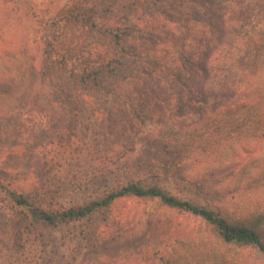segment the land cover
Listing matches in <instances>:
<instances>
[{"label":"rangeland","instance_id":"obj_1","mask_svg":"<svg viewBox=\"0 0 264 264\" xmlns=\"http://www.w3.org/2000/svg\"><path fill=\"white\" fill-rule=\"evenodd\" d=\"M88 1L106 7L123 31L124 50L98 32L78 31V44L87 42L92 51L107 52L119 62L118 75L99 87L73 85L68 71L78 68L75 63L42 71L44 42L59 33L51 22L72 0H0V178L19 192L35 194L43 206L57 208L148 176L183 199L240 217L241 198L215 191L212 179L195 180L186 168L161 175L148 168L150 157L166 150L150 140L155 131L178 119L201 117L171 106L177 96L168 95L176 73L191 76L174 58L181 53L195 62L210 27L189 37L183 48L164 33L166 27L183 24L180 19L167 26L165 9L171 0ZM64 35L59 53L67 52L72 37L69 31ZM154 58L166 64L165 70L154 67ZM197 68L193 65V72ZM188 84L194 86L193 80ZM216 102L219 125L199 144L235 162L258 153L264 164L263 141L255 129L261 125L259 112L240 100L229 107ZM242 199L264 206V186ZM159 210L154 200L125 199L110 212L86 219L55 227L29 225L32 252L20 258L11 238L16 213L0 192V264H149L155 252L201 224L195 216L171 210L158 221ZM231 249L229 262L264 264L258 246Z\"/></svg>","mask_w":264,"mask_h":264},{"label":"trees","instance_id":"obj_2","mask_svg":"<svg viewBox=\"0 0 264 264\" xmlns=\"http://www.w3.org/2000/svg\"><path fill=\"white\" fill-rule=\"evenodd\" d=\"M165 14L168 27L178 24L180 19L183 21L181 26L164 28L166 38L175 45L186 47L189 37L201 32L203 27H210L211 35L205 36L200 44L201 53L195 62L181 53L174 58L173 61H181L182 67L189 70L191 78L176 73V82L170 84L174 91L168 95L177 96L171 106L201 117L178 119L154 132L150 140L166 150L159 151L157 158L150 157L149 173L161 175L175 168H186L195 180L212 179L215 191L241 198L237 206L242 209L241 216L232 217L222 208L183 199L148 176L118 184L81 204L57 208L43 206L35 194L19 192L0 178V192L16 213L11 238L20 258L29 257L32 252L27 240L29 225L55 227L86 219L96 213L110 212L125 199L156 201L160 208L158 221H164L165 210L185 212L201 220L200 227L191 228L175 237L165 249L155 252L149 264H237L226 259L231 248L258 246L264 251V206L242 199L264 186V164L260 163L259 154L235 162L220 159L199 144L219 125L216 101L222 100L221 104L229 107L231 101L240 100L259 112L261 125L255 129L264 149V0H171ZM50 26L59 33L44 42L42 71L49 72L55 66L67 69L68 64L75 63L78 68L69 69V81L73 85L93 87L118 75L117 59L107 52L92 51L87 42L77 41L78 31H94L109 37L115 47L125 49L122 26L112 22L106 7L90 4L88 0H72L56 14ZM68 31L72 37L65 44L67 52L59 53L56 48L64 43L61 39ZM152 64L165 70L166 64L157 58ZM193 65L198 67L195 72ZM189 80H193L194 86L188 84ZM160 119L164 121L165 117Z\"/></svg>","mask_w":264,"mask_h":264}]
</instances>
